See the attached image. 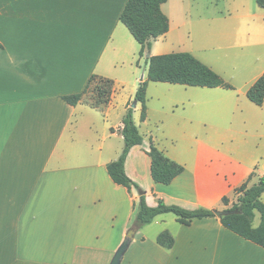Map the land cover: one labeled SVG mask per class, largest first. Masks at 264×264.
<instances>
[{"label": "crops", "instance_id": "crops-1", "mask_svg": "<svg viewBox=\"0 0 264 264\" xmlns=\"http://www.w3.org/2000/svg\"><path fill=\"white\" fill-rule=\"evenodd\" d=\"M127 1L0 0V264L110 263L139 195L106 166L124 147L122 119L148 57L189 53L232 89L148 83L145 119L139 103L132 114L143 144L124 165L146 204L223 211V197L264 176V102L246 97L264 74V10L256 0H167L168 32L140 57L119 20ZM92 75L113 81L108 104L63 100ZM150 141L183 168L169 185L151 178ZM162 232L171 248L157 244ZM121 264H264V248L217 216L183 225L167 213L138 228Z\"/></svg>", "mask_w": 264, "mask_h": 264}, {"label": "trees", "instance_id": "trees-1", "mask_svg": "<svg viewBox=\"0 0 264 264\" xmlns=\"http://www.w3.org/2000/svg\"><path fill=\"white\" fill-rule=\"evenodd\" d=\"M167 0H128L120 14L121 24L128 30L134 40L140 45L139 56L150 51L152 42L165 35L169 29V21L162 12L161 6ZM259 8L264 10V0H256ZM148 82L168 83L200 88L232 89L223 79L210 68L186 52H176L147 58V77L139 84L133 102L141 105L140 120L145 119L146 88ZM113 81L97 75H92L83 93L63 97L71 106L77 105L88 92H92L94 101L89 103L93 108L108 104L112 92ZM246 97L257 106L264 102V74L248 89ZM133 109L129 107L122 119L121 135L124 147L119 158L107 164L106 170L113 183L126 188L129 192L134 188L139 199L135 205L136 215L134 226L141 228L150 224L157 216L171 213L183 225H189L195 219L214 218V210H186L175 205H166L158 201L156 207H149L145 201V193L125 173L124 165L130 149L141 146L143 139L133 122ZM147 155L150 158V175L155 183L169 185L182 172L183 168L164 157L152 141L149 143ZM249 179L234 190L236 203L228 207L230 201L222 198L226 213L218 217L222 226L255 245L264 248V176L257 184L248 186ZM259 214L260 222L254 227L255 213ZM156 242L164 248H171L174 240L168 232L158 235Z\"/></svg>", "mask_w": 264, "mask_h": 264}, {"label": "water", "instance_id": "water-1", "mask_svg": "<svg viewBox=\"0 0 264 264\" xmlns=\"http://www.w3.org/2000/svg\"><path fill=\"white\" fill-rule=\"evenodd\" d=\"M135 107H136V102H134L131 105L132 109H134ZM225 213H226L225 211L214 210V214L217 217H220ZM137 230H138L137 226H132L130 229H128V231L126 232L125 239L123 240L121 245L118 247V249L114 253L109 264H121L122 257L124 256L125 252L127 251L128 247L130 245V242H131L132 238L134 237L135 233L137 232Z\"/></svg>", "mask_w": 264, "mask_h": 264}, {"label": "rangeland", "instance_id": "rangeland-1", "mask_svg": "<svg viewBox=\"0 0 264 264\" xmlns=\"http://www.w3.org/2000/svg\"><path fill=\"white\" fill-rule=\"evenodd\" d=\"M170 54V53H169ZM146 80V79H145ZM145 80H143V81H145ZM149 83V82H148ZM84 99L87 101V102H89V103H92L93 101H94V96H93V93L92 92H88L85 96H84ZM134 102H133V100L129 103V107L131 108V105L133 104ZM139 113L140 112H136L135 113V117L137 116V115H139ZM236 200H237V195L236 196H234V197H232L231 198V202L229 203V205H228V207H231L232 206V204H234V203H236ZM257 217V220H258V216H256Z\"/></svg>", "mask_w": 264, "mask_h": 264}]
</instances>
